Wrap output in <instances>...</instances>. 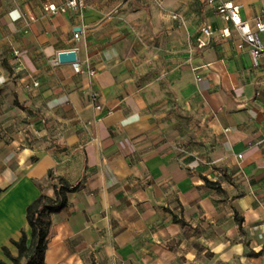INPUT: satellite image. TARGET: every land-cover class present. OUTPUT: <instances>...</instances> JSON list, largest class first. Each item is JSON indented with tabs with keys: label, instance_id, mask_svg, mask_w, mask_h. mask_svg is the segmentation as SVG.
<instances>
[{
	"label": "crops",
	"instance_id": "crops-1",
	"mask_svg": "<svg viewBox=\"0 0 264 264\" xmlns=\"http://www.w3.org/2000/svg\"><path fill=\"white\" fill-rule=\"evenodd\" d=\"M68 1L0 0V261L30 244L51 171L80 188L44 264H264V58L238 48L226 0L45 9ZM232 1L264 21V0Z\"/></svg>",
	"mask_w": 264,
	"mask_h": 264
},
{
	"label": "trees",
	"instance_id": "trees-1",
	"mask_svg": "<svg viewBox=\"0 0 264 264\" xmlns=\"http://www.w3.org/2000/svg\"><path fill=\"white\" fill-rule=\"evenodd\" d=\"M49 179L54 196L41 194L27 207L26 218L31 228L30 244H27V235L23 233L18 241L13 242L18 250L16 257L4 248L13 264H44L50 228L49 216L61 212L68 204V194L77 192L80 188L79 183L72 185L64 178L55 176L51 171ZM0 263L5 264L2 261Z\"/></svg>",
	"mask_w": 264,
	"mask_h": 264
},
{
	"label": "built area",
	"instance_id": "built-area-1",
	"mask_svg": "<svg viewBox=\"0 0 264 264\" xmlns=\"http://www.w3.org/2000/svg\"><path fill=\"white\" fill-rule=\"evenodd\" d=\"M210 3H215L214 0H209ZM86 7L85 0H69L61 7H56L55 5H49L45 9L53 14L66 13L70 9H84ZM242 6L236 4L232 0L219 1L215 4V10L220 19L225 22H230L232 25L238 29L243 42L238 45L239 49H244L245 45L248 46V51L252 57L254 65H259L260 60L264 58V21L260 18L256 19L253 27L245 21L241 13ZM33 21V20H32ZM205 37H212L214 32L210 27H205L202 30ZM221 35L224 38L231 37V31L229 28H224L221 31ZM80 34L76 33L75 38L79 39ZM205 42H200V46H204ZM15 55H19L18 51L14 52ZM74 69L80 71L77 63H74ZM95 71L91 72L94 75ZM91 99L93 102L98 101V95L96 93L91 94ZM97 109H101L98 105Z\"/></svg>",
	"mask_w": 264,
	"mask_h": 264
},
{
	"label": "water",
	"instance_id": "water-1",
	"mask_svg": "<svg viewBox=\"0 0 264 264\" xmlns=\"http://www.w3.org/2000/svg\"><path fill=\"white\" fill-rule=\"evenodd\" d=\"M59 61L61 63H76L77 54L75 51L62 52L59 55Z\"/></svg>",
	"mask_w": 264,
	"mask_h": 264
}]
</instances>
